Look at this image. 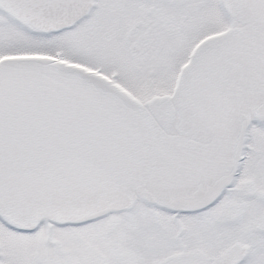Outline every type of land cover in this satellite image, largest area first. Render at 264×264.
<instances>
[{
  "label": "snow or ice",
  "instance_id": "1",
  "mask_svg": "<svg viewBox=\"0 0 264 264\" xmlns=\"http://www.w3.org/2000/svg\"><path fill=\"white\" fill-rule=\"evenodd\" d=\"M0 264H264V0H0Z\"/></svg>",
  "mask_w": 264,
  "mask_h": 264
}]
</instances>
